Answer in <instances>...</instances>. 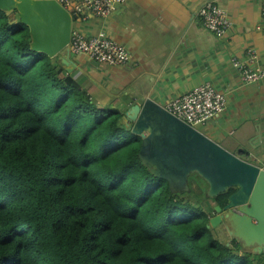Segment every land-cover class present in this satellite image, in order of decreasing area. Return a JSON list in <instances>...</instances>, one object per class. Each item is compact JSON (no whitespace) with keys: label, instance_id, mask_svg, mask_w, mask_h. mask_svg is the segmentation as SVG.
<instances>
[{"label":"trees","instance_id":"obj_1","mask_svg":"<svg viewBox=\"0 0 264 264\" xmlns=\"http://www.w3.org/2000/svg\"><path fill=\"white\" fill-rule=\"evenodd\" d=\"M57 60L0 11V264H264L209 225L234 188L206 198L193 174L171 190L139 160L124 111Z\"/></svg>","mask_w":264,"mask_h":264},{"label":"crops","instance_id":"obj_2","mask_svg":"<svg viewBox=\"0 0 264 264\" xmlns=\"http://www.w3.org/2000/svg\"><path fill=\"white\" fill-rule=\"evenodd\" d=\"M210 1L230 22L222 38L205 30L198 19L199 8ZM260 3L125 0L107 17L89 15L73 28L85 36H104L120 44L128 51L129 61L106 66L69 54L71 74L98 106H113L124 114L146 99L165 107L174 98L209 84L225 96L226 106L198 130L219 145L229 142L224 139L227 135L235 146L226 150L256 164L264 158V80L243 84L233 60L241 67L264 69ZM56 57L59 62L64 54Z\"/></svg>","mask_w":264,"mask_h":264},{"label":"water","instance_id":"obj_3","mask_svg":"<svg viewBox=\"0 0 264 264\" xmlns=\"http://www.w3.org/2000/svg\"><path fill=\"white\" fill-rule=\"evenodd\" d=\"M0 11L14 13L28 28L30 48L49 58H59L71 74L69 50L73 22L56 0H0ZM124 117L130 131L142 139L138 158L155 178L171 190L189 191L188 179L197 175L206 184L205 197L215 198L231 188L227 204L214 207L209 225H219L240 247L264 255V171L228 152L151 99L127 109Z\"/></svg>","mask_w":264,"mask_h":264},{"label":"built area","instance_id":"obj_4","mask_svg":"<svg viewBox=\"0 0 264 264\" xmlns=\"http://www.w3.org/2000/svg\"><path fill=\"white\" fill-rule=\"evenodd\" d=\"M70 15L72 20L85 21L87 16L104 18L125 0H56ZM260 16L264 21V0L260 3ZM201 26L217 38H222L230 27L223 10L213 2H205L198 10ZM69 54L84 56L95 64L106 66H122L130 55L120 44L104 36H85L72 28ZM250 58H254L250 53ZM233 66L239 68L240 80L243 84H254L264 80V69L254 70L241 67L233 60ZM226 106L225 96L209 84L202 85L186 94L171 100L164 108L187 125L196 128L203 126L221 114ZM256 165L264 171V158Z\"/></svg>","mask_w":264,"mask_h":264},{"label":"rangeland","instance_id":"obj_5","mask_svg":"<svg viewBox=\"0 0 264 264\" xmlns=\"http://www.w3.org/2000/svg\"><path fill=\"white\" fill-rule=\"evenodd\" d=\"M15 18V17H14ZM84 89V88H83ZM85 90V89H84ZM87 93H89L87 90H85ZM93 98V97H92ZM95 101V100H94ZM96 102V101H95ZM96 104L97 105H99L97 102H96ZM103 107H110V108H116V107H113V106H103ZM118 109V108H117ZM200 125L199 126H197V129H200ZM224 139L225 140H227V141H229L228 143H225V142H223L222 144H220L221 145V147H223V148H225V150L226 149H229V148H234V144L231 142V138L230 137H228L227 135L224 137ZM202 187H203V189L206 191V185L204 184V183H202ZM212 216H215V214H212ZM217 230V233H218V238L220 239V241L221 242H225V243H229L230 242V240H232L230 237H229V235H228V233H227V230L223 227V225H219V226H217V227H215ZM246 252H248V251H246ZM253 254V253H252ZM253 255H255V254H253Z\"/></svg>","mask_w":264,"mask_h":264}]
</instances>
